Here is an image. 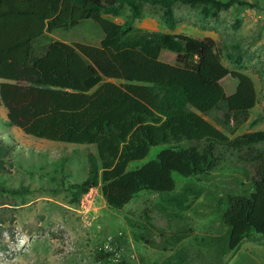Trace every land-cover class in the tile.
Segmentation results:
<instances>
[{
    "label": "trees",
    "instance_id": "obj_1",
    "mask_svg": "<svg viewBox=\"0 0 264 264\" xmlns=\"http://www.w3.org/2000/svg\"><path fill=\"white\" fill-rule=\"evenodd\" d=\"M177 4L202 18H216L234 4L253 6L247 0H0V103L6 110L0 123L40 139L93 144L85 178L68 187L75 201L98 188L116 209L142 190L173 191L174 174L204 176L222 155L237 154L251 165L252 189L230 196L221 215L232 249L253 232L264 236V130L230 138L205 116L222 111L215 119L234 132L255 106L256 90L250 76L223 63L213 38L175 32ZM147 8L167 31L135 25ZM126 9L121 22L109 18ZM84 22L101 30L98 45L53 39L33 55L45 32ZM162 50L177 54L174 64L160 60ZM227 75L236 82L230 94L221 83ZM12 141L0 137V192L24 195L29 188L9 185L4 173ZM155 146L162 147L155 158L128 169Z\"/></svg>",
    "mask_w": 264,
    "mask_h": 264
},
{
    "label": "rangeland",
    "instance_id": "obj_2",
    "mask_svg": "<svg viewBox=\"0 0 264 264\" xmlns=\"http://www.w3.org/2000/svg\"><path fill=\"white\" fill-rule=\"evenodd\" d=\"M232 5L216 18H202L198 10L177 4L175 32L216 41L223 63L231 71L247 74L254 82L256 104L234 132L215 117L205 118L232 138L252 130H264V0ZM124 14L109 17L121 22ZM237 23L238 26H235ZM135 25L162 30L158 15L149 8ZM102 36L96 24L84 22L68 30L45 32L33 43V55L44 53L53 40L98 45ZM240 57L235 63L227 59ZM177 54L162 50L160 60L174 64ZM117 82V80H111ZM226 94L234 91L231 75L221 81ZM0 103V120L4 117ZM261 118H257L261 116ZM12 139L13 151L3 160L7 183L28 187L24 195L0 192V264H264V236L253 232L236 248L226 245L227 228L221 215L228 198L251 191V165L237 154L222 155L207 175L182 177L174 174L169 193L138 192L116 209L109 206L98 188L75 201L68 187L87 174V154L93 144L40 139L14 126L3 127L0 137ZM161 146L152 147L128 169L155 158Z\"/></svg>",
    "mask_w": 264,
    "mask_h": 264
},
{
    "label": "crops",
    "instance_id": "obj_3",
    "mask_svg": "<svg viewBox=\"0 0 264 264\" xmlns=\"http://www.w3.org/2000/svg\"><path fill=\"white\" fill-rule=\"evenodd\" d=\"M109 17H110V16H109ZM162 30H163V31H167L166 28H165L164 26L162 27ZM4 109H5V108H4ZM4 117L6 118V110H4ZM5 118H4V119H5Z\"/></svg>",
    "mask_w": 264,
    "mask_h": 264
}]
</instances>
